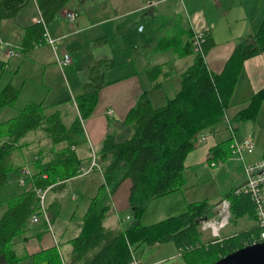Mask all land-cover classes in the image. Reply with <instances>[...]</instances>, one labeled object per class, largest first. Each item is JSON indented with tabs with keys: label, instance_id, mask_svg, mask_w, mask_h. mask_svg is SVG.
Returning <instances> with one entry per match:
<instances>
[{
	"label": "trees",
	"instance_id": "trees-1",
	"mask_svg": "<svg viewBox=\"0 0 264 264\" xmlns=\"http://www.w3.org/2000/svg\"><path fill=\"white\" fill-rule=\"evenodd\" d=\"M29 1L0 0V21L14 17ZM68 1L36 0L47 27ZM205 32L203 53L207 54L215 40L210 32ZM192 33L191 29H183L172 35L177 38L160 37L156 46L158 49L175 46L179 54L195 53L193 63L181 74V87L175 96L163 105L154 106L145 90L124 120L130 127V135L119 139L109 130L102 140L96 151L97 166L93 171H100L103 181L90 198L80 233L70 240V255L64 258L56 247H52L36 254L35 259H43L47 264H137L134 261L138 259L136 251L140 246L173 241L185 264H213L258 237L260 227L257 224L221 237H204L201 220L215 216L216 206L223 198L230 202L232 219L255 218L250 194H237L235 190L226 193L218 202L203 198L190 202L187 210L181 213L151 224L141 221L151 200L184 187L187 155L198 144L199 135L219 122L231 106L246 60L264 51V16L254 34L239 39L220 72L210 71L205 56L194 50ZM183 34L187 35L186 39L182 38ZM45 43V25L33 22L24 26L19 51L26 57L34 47ZM110 60L104 58L97 64H109ZM98 65L91 67L89 81L74 101L69 88L62 86L49 104H45V99L30 101L17 116L0 120V186L9 181L12 170L17 169L20 175L24 163H13L12 154L28 147L30 143L25 138L37 129H42L49 137L48 151L53 155L48 160L32 159L33 182L41 187L50 184L55 187L79 175L85 158L79 155L76 147L86 142L83 120L94 112L99 91L105 84L104 73L98 71ZM162 66L159 64L147 71L155 75ZM8 69L7 62L0 60V79ZM20 92L21 89L10 82L0 87V109L13 105ZM66 102H71L77 110L69 124L63 119L62 109L48 111V108ZM263 103L264 87L231 117L236 134L242 123L257 119ZM231 141L230 137L215 144L209 160L228 158L232 153ZM126 178L132 180L129 205L133 220L118 230L111 229L104 225V220L112 208L114 192ZM58 180L64 182L58 185ZM37 207L38 197L32 188L0 200V255L4 254L8 263L27 257L26 253L18 251L17 244L28 238L24 234L29 230L31 216Z\"/></svg>",
	"mask_w": 264,
	"mask_h": 264
},
{
	"label": "crops",
	"instance_id": "crops-1",
	"mask_svg": "<svg viewBox=\"0 0 264 264\" xmlns=\"http://www.w3.org/2000/svg\"><path fill=\"white\" fill-rule=\"evenodd\" d=\"M31 2L37 10L36 0H31L14 17L8 18L9 22H5L7 21L5 19L0 21L3 39L15 46L22 41L24 26L33 23L31 16L35 13V9ZM30 5L33 11L23 12ZM71 11L76 13L73 21L66 17L67 12ZM135 12H141V20L147 24V32L137 38L129 36L125 27L128 16ZM263 16L264 0H69L48 28L52 36L62 37L56 50L49 44H42L34 47L24 57L21 51L18 55H9L7 47L0 49V60L7 62L9 66L7 71L10 78L6 79L4 85L16 75L22 77L18 80L19 83L15 84L21 89L20 97L28 93L31 101L45 99V104H49L60 88L66 86L74 101V98L84 91V85L91 75V67L98 65L101 59H111L109 64L97 66L98 71L104 73L105 84L99 91L94 112L83 120L86 142L76 147L79 155L85 158L82 165L88 166L92 148L98 150L109 130L114 132L119 139L130 135V127L124 124V120L129 109L145 90L148 91L149 99L154 106L165 104L179 91L181 74L193 63L195 53L179 54L175 46L158 49L156 46L160 37L177 38L172 35L183 29L192 31V26L210 32L215 44L207 52L205 60L210 71L220 72L239 39L245 35L254 34ZM145 29L146 27H138L139 31ZM186 36L183 34L182 38L186 39ZM63 52L70 53L72 62L64 68L61 67L66 80L61 81L62 83L52 91L48 98L51 90L44 94L40 87L43 89L48 86L53 87L54 79L52 75H47V71L51 70L55 64L59 65L57 58ZM159 64L163 66L158 69L157 74L154 75L147 71ZM124 67L126 69L123 71ZM116 71H121V73ZM11 72L14 74L12 75ZM68 74L72 79H69ZM25 79L30 80L27 85L24 83ZM262 87H264V51L246 60L232 97V104L227 110L229 117L243 108L248 99ZM38 96L43 97L38 99ZM70 105L74 107L71 102H66L50 107L48 111L62 109L64 114V109ZM63 119L68 124L71 122L64 117ZM250 123L248 121L241 124V135L248 134L257 140V137L262 134L260 132L262 125L260 122ZM223 129V126H217L205 131L208 134L207 140L198 143L186 157L184 169L186 184L176 192L151 200L141 219L143 224H151L143 222L151 203H155L151 215L156 222L177 214L178 208L187 210L188 204L192 201L201 200L197 198L186 200L184 201L186 209H181L185 204L181 201V194L190 186L199 188V183L210 178L205 161H210L208 156L215 144L230 138ZM34 133L32 132L31 135ZM40 137L39 135L37 139L33 137L31 141L27 138L26 140L30 143L29 146H43L40 145L41 141H38ZM50 145L51 141L47 148L39 147L33 158L50 159L53 155L48 151ZM33 158L26 163L34 172ZM78 177L83 176L77 175L65 182ZM27 181L30 183L28 188L35 184L32 179ZM102 181V173L95 171L85 181L76 183V193L73 192L71 197L73 200L69 201L64 199L63 193L58 192L64 189L66 183L49 189L46 203L52 229H49L43 219L37 223L30 221L29 230L24 234L28 238L25 242L17 244L18 251L26 253L27 257L18 262L8 263L5 255L1 254L0 264H47L45 260H37L34 256L52 247H56L64 258H67L72 250L70 240L80 233L82 218L87 211L90 198L96 193ZM131 186L132 180L126 178L114 192L111 201L112 208L106 217V219L112 217V220L107 223L106 219L104 220L106 227L116 230L122 228L123 218L118 215L123 211L122 209L130 210V214H127L125 218H133L129 205ZM122 196L125 197L123 204L118 201V198ZM79 208L80 213H78ZM118 221L121 222L120 226ZM252 221L253 225H256V218H252ZM144 245L137 249L139 254ZM177 252L179 255L178 250ZM140 259L137 260L138 264H142Z\"/></svg>",
	"mask_w": 264,
	"mask_h": 264
},
{
	"label": "rangeland",
	"instance_id": "rangeland-1",
	"mask_svg": "<svg viewBox=\"0 0 264 264\" xmlns=\"http://www.w3.org/2000/svg\"><path fill=\"white\" fill-rule=\"evenodd\" d=\"M31 3L33 4V2H31ZM33 6H34V4H33ZM34 9H35V13H37L35 6H34ZM28 10L33 11L32 5L26 7L23 12H27ZM35 13L32 14V16H31L32 21H33V16L36 15ZM29 15H30V13H29ZM141 17H142L141 12H135V13L130 14L128 16L125 27H126V33H128L129 36H131L133 38H137L138 36H140L142 34L144 35L147 32V24L144 23L143 20H141ZM5 20H7L5 22L10 21L8 18ZM139 26L141 28L146 27V29L144 31H139L138 30ZM47 50H49V49H47ZM11 67H12V65H11ZM125 69H126V67H124L122 70L124 71ZM116 72L121 73V71H116ZM11 74L13 75L14 73L11 72ZM47 75H49V76L52 75V77L54 79L53 87L48 86V87H46V89H43V87H40V88L42 90V93H44V94H46L47 92H49V90H51L49 92V96H48V98H49L50 95L52 94V91L55 90L62 83L61 81L64 82L66 79L63 75L62 68L57 64H55V66H53L51 68V70L47 71ZM68 76H69V79H72L70 74H68ZM9 78H10V75L8 74V71H7L6 73H4L2 75V78L0 79V87H3L4 83L6 82V79H9ZM20 79H22V77H17V75H16L13 77L12 80H9V82H11L15 85V84L19 83L18 80H20ZM29 82H30V80L25 79L24 83H26V85H27ZM43 90H44V92H43ZM44 94H41V95L44 96ZM43 96H38V99H39V97H43ZM29 98L30 97H28V93L26 95L25 94L22 95L21 97L19 95V97L17 98V100L15 101V103L13 105L2 107L0 109V120H5V119H8L10 117L17 116L19 114L20 110L23 107H25L28 102L31 101ZM39 100H37V101H39ZM238 104H236V105H238ZM76 113H77L76 108L73 107L72 105H70V106L66 107V109H64L63 117L69 122L70 120L73 119V117L75 116ZM226 113H228V112H226ZM249 122H251L250 124L260 122V124L262 125L260 132H262V134H260L257 137V140L255 138H253V136L248 135V134H244V135L242 134L241 135L240 129L238 131V134H236V137H238V138L249 137L255 144L254 150L249 151V150L245 149L243 152L244 157H245L247 162L255 161V160L261 158L263 155L264 103L261 107V110L258 114L256 121H249ZM217 126H223L224 127L223 130L226 132V134L228 136L233 135L232 131L228 125V119L225 116H223V118L219 122H217L216 124L211 126V129H213ZM32 132H35L34 134H36V135H34V134L31 135ZM39 135L41 136L40 139L38 140V141H41L40 145H43L45 148H47V146L49 145L50 139L42 129H37L36 131H31L27 135L26 138L29 139V141H31V140H33V137H35L37 139V137ZM26 138H25V140H26ZM43 146H37V145L28 146V147L26 146L22 150L17 149L12 154L11 161L13 163L27 164L26 162L29 159L33 158V156L37 153V150L39 149V147L41 148ZM84 165H86V164H84ZM205 166H207V168L209 169L208 173H209L210 178L208 180H205V181H202L201 183H199L198 184L200 186L199 188H193L194 186L188 187L189 189L185 190L181 194V196H182L181 201L182 202H184L186 200L189 201V200H192L194 198H197V199L208 198L211 201L218 202L225 195H227L226 193L230 192L231 190H236L237 188H239L242 185V183H244L243 181H245V169L243 166V162L234 153H231V155L228 158L221 160V161H219V160H213V162L205 161ZM94 172H91L90 174H87V175H81L83 177L75 178V179H73L67 183L65 182L66 184L64 183L65 184L63 187L64 189H60L58 192L63 193L64 199L66 201H69L70 199H72L71 197H72L73 192L76 191L75 190L76 189L75 187L77 186L76 183H79L83 180L85 181L87 178L92 176L94 174ZM18 175H19V173H18L17 169H14L11 172H9V181L6 184L0 186V200H3V199H6L8 197H11L13 195L19 194V192L24 190V189H28V187L30 185L29 181H26L25 185L21 186L19 184V181H18ZM190 181L191 180H189V182ZM80 186H83V185H80ZM223 199L219 202V205L216 206V215L215 216L217 219H221V215H219V212H220V204L223 201ZM47 200H48V195L46 196L45 201H47ZM74 201H76V200H74ZM118 201L122 204H123V202L125 203V197H123V196L119 197ZM80 202L83 204L82 201H80ZM155 202H157V201H155ZM184 203L185 204H184L183 208H181V209H186V202H184ZM153 204H155V203H151L149 205L147 213H146L145 217L143 218V222H145V223L154 222V219L152 218L153 216L151 215L152 209L155 207V205H153ZM67 207L68 208L70 207L69 204H67ZM122 210L123 211L119 212L118 215L123 218V223H122L123 226H127L132 222L133 218H131V219L125 218V216L127 214H130L129 209H122ZM78 211H79L78 213H80L81 209L79 208ZM177 211L178 212H176V213H179V212H182L184 210H179V208H178ZM115 218H116V220H118L117 216ZM111 220H112V217L107 218L106 223H107V221H111ZM118 225L120 226L121 222L118 221ZM251 226H253V221H252V218L249 216H244V217H241V218H238L235 220L232 219L230 216L228 223H226V225L220 229V235L219 236L221 237V236H224L225 234H232L234 232H238L242 229H246V228H249ZM203 232H204L205 238L212 237L211 236L212 233H211L210 228L205 229ZM141 249H142V251L140 254L138 251H136V256H137V258H141L140 260L142 261V264H185L183 259L178 255L177 247L173 241L164 242V243H155V244H151V245H144Z\"/></svg>",
	"mask_w": 264,
	"mask_h": 264
},
{
	"label": "built area",
	"instance_id": "built-area-1",
	"mask_svg": "<svg viewBox=\"0 0 264 264\" xmlns=\"http://www.w3.org/2000/svg\"><path fill=\"white\" fill-rule=\"evenodd\" d=\"M66 17L73 21L76 18L75 12H67ZM33 22H42L45 25V42L49 44L54 50L57 49L58 43L61 42L62 37L56 38L49 33L48 27L45 24L44 17L37 6V13L33 16ZM192 36L191 41L193 48L196 52L202 53L203 56H206L203 49V42L205 40L206 32L203 29H197L192 26ZM15 46V45H14ZM13 44L5 39H3L1 35V24H0V49L3 47H7L9 55H18L19 54V46L14 47ZM57 62L60 67H64L72 62V58L69 52H63L61 56H58ZM224 116L228 119L229 128L232 131L230 137L232 153L236 154L240 160L243 162V166L245 169V181L244 183L235 190L237 194L240 193H249L253 204H254V212L256 218V224L260 227V234L258 237H254L251 242L264 241V152L261 158L247 162L244 157V150L247 149L249 151L254 150L255 144L249 137H236V132L231 122V117H229L228 113L225 112ZM208 138V134L201 133L198 137V143L205 142ZM214 159H211L213 162ZM97 166L96 162V150L92 148L91 151V161L89 166L81 165L79 168V175H86L93 170ZM46 176V175H44ZM33 180V171L31 170L28 164H24L20 169V175L18 177L19 184L24 186L27 180ZM64 182L63 180H58L57 184ZM55 184H50L46 187H41L36 184L32 185V189L35 191L38 197V207L34 214L31 216V222L37 223L42 221V219L46 222L49 229H52L51 218L48 214L46 196L49 191ZM230 202L227 198H224L220 204V212L221 219H217L216 216L206 217L201 220V229L204 231L205 229H211V236L220 237V229L228 223L231 213H230ZM138 264V261H134Z\"/></svg>",
	"mask_w": 264,
	"mask_h": 264
},
{
	"label": "water",
	"instance_id": "water-1",
	"mask_svg": "<svg viewBox=\"0 0 264 264\" xmlns=\"http://www.w3.org/2000/svg\"><path fill=\"white\" fill-rule=\"evenodd\" d=\"M213 264H264V241L246 244Z\"/></svg>",
	"mask_w": 264,
	"mask_h": 264
},
{
	"label": "bare ground",
	"instance_id": "bare-ground-1",
	"mask_svg": "<svg viewBox=\"0 0 264 264\" xmlns=\"http://www.w3.org/2000/svg\"><path fill=\"white\" fill-rule=\"evenodd\" d=\"M211 162V161H210Z\"/></svg>",
	"mask_w": 264,
	"mask_h": 264
}]
</instances>
